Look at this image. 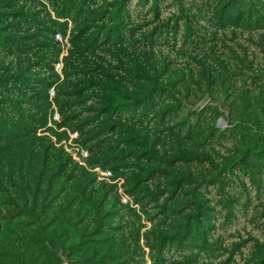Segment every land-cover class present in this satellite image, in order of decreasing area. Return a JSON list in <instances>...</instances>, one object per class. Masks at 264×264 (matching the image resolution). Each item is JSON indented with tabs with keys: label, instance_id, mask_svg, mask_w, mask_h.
Listing matches in <instances>:
<instances>
[{
	"label": "trees",
	"instance_id": "trees-1",
	"mask_svg": "<svg viewBox=\"0 0 264 264\" xmlns=\"http://www.w3.org/2000/svg\"><path fill=\"white\" fill-rule=\"evenodd\" d=\"M0 264H264V0H0Z\"/></svg>",
	"mask_w": 264,
	"mask_h": 264
},
{
	"label": "built area",
	"instance_id": "built-area-1",
	"mask_svg": "<svg viewBox=\"0 0 264 264\" xmlns=\"http://www.w3.org/2000/svg\"><path fill=\"white\" fill-rule=\"evenodd\" d=\"M57 38H59V36L57 35ZM60 68H61V63H57L56 64V69L58 70V72H60ZM51 94H52V92H51ZM203 104V103H202ZM201 104V105H202ZM58 113L57 112H54L53 114H52V119L53 120H58ZM77 136V134L76 133H72V134H70V138H69V140H68V143L70 144V142H71V139L72 138H75ZM64 143V142H63ZM65 147H66V145H65ZM66 150H68L67 148H66ZM81 153H82V155L83 156H86V153L84 152V151H81ZM73 157L75 158V159H77L78 160V157L76 156V153H73ZM96 171H98L99 172V174L100 175H103V176H108L109 175V172H101L99 169H96ZM124 201H125V199H123Z\"/></svg>",
	"mask_w": 264,
	"mask_h": 264
},
{
	"label": "water",
	"instance_id": "water-1",
	"mask_svg": "<svg viewBox=\"0 0 264 264\" xmlns=\"http://www.w3.org/2000/svg\"><path fill=\"white\" fill-rule=\"evenodd\" d=\"M223 123H224V120L220 118L218 121V125L221 126V125H223Z\"/></svg>",
	"mask_w": 264,
	"mask_h": 264
},
{
	"label": "rangeland",
	"instance_id": "rangeland-1",
	"mask_svg": "<svg viewBox=\"0 0 264 264\" xmlns=\"http://www.w3.org/2000/svg\"><path fill=\"white\" fill-rule=\"evenodd\" d=\"M71 151V150H70ZM125 199V198H124Z\"/></svg>",
	"mask_w": 264,
	"mask_h": 264
}]
</instances>
